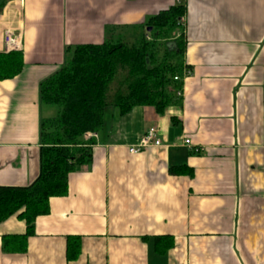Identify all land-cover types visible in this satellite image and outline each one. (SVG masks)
Masks as SVG:
<instances>
[{
	"label": "crops",
	"instance_id": "obj_1",
	"mask_svg": "<svg viewBox=\"0 0 264 264\" xmlns=\"http://www.w3.org/2000/svg\"><path fill=\"white\" fill-rule=\"evenodd\" d=\"M178 4L189 67L181 103L163 114L108 110L91 163L70 174L68 195L50 199L26 252L2 248L25 221L0 223V264H264V0H0V53L11 30L24 58L0 80V186L38 177L40 84L67 49L122 36ZM150 127L162 144L130 152ZM176 166L193 173H171ZM68 235L82 236L73 261ZM163 235L173 246L162 253Z\"/></svg>",
	"mask_w": 264,
	"mask_h": 264
},
{
	"label": "trees",
	"instance_id": "obj_2",
	"mask_svg": "<svg viewBox=\"0 0 264 264\" xmlns=\"http://www.w3.org/2000/svg\"><path fill=\"white\" fill-rule=\"evenodd\" d=\"M185 14L184 5H174L140 25L123 27L122 36L70 47L64 64L42 81L38 177L26 186H0V223L14 214L26 223L25 233L2 237L5 252H26L36 219L50 211V199L68 195L70 174L93 159L97 138L87 134L104 131L108 110L125 115L137 106H152L163 114L181 103L178 92L189 69L184 62ZM23 67L21 50L0 53V80L15 77ZM170 172L193 170L176 166ZM81 244L82 236H67L68 261L79 257ZM172 246L170 236L156 237L159 252Z\"/></svg>",
	"mask_w": 264,
	"mask_h": 264
},
{
	"label": "built area",
	"instance_id": "obj_3",
	"mask_svg": "<svg viewBox=\"0 0 264 264\" xmlns=\"http://www.w3.org/2000/svg\"><path fill=\"white\" fill-rule=\"evenodd\" d=\"M4 41H5V50L6 52H10L13 50H20L21 48V41H20V35L15 34L11 30L5 31L4 35ZM175 79H178V77H175ZM179 95H181V92H178ZM91 137H98L97 133H88L87 138ZM185 142L187 144L190 143L189 139H186ZM162 144L161 139L158 136V130L156 127H150L148 131L138 140V142L135 145H132L130 147V152L132 153H138L144 148L150 147V146H160Z\"/></svg>",
	"mask_w": 264,
	"mask_h": 264
},
{
	"label": "water",
	"instance_id": "obj_4",
	"mask_svg": "<svg viewBox=\"0 0 264 264\" xmlns=\"http://www.w3.org/2000/svg\"><path fill=\"white\" fill-rule=\"evenodd\" d=\"M148 30H151V28L149 27V29Z\"/></svg>",
	"mask_w": 264,
	"mask_h": 264
}]
</instances>
